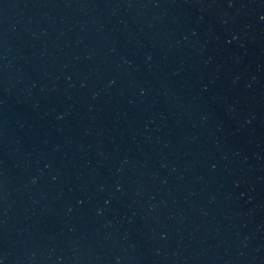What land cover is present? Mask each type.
Returning a JSON list of instances; mask_svg holds the SVG:
<instances>
[{"label":"water","instance_id":"water-1","mask_svg":"<svg viewBox=\"0 0 264 264\" xmlns=\"http://www.w3.org/2000/svg\"><path fill=\"white\" fill-rule=\"evenodd\" d=\"M0 264H264V0H0Z\"/></svg>","mask_w":264,"mask_h":264}]
</instances>
